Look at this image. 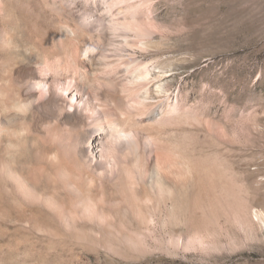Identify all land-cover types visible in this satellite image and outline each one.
<instances>
[{
	"label": "rangeland",
	"instance_id": "rangeland-1",
	"mask_svg": "<svg viewBox=\"0 0 264 264\" xmlns=\"http://www.w3.org/2000/svg\"><path fill=\"white\" fill-rule=\"evenodd\" d=\"M154 67L160 112L138 118L149 136L131 129L142 177L164 167L147 206L116 121L98 118L135 112L131 75ZM0 118V264H264V0H0ZM50 162L63 198L34 183ZM104 181L128 211L107 208ZM58 201L81 220L45 218Z\"/></svg>",
	"mask_w": 264,
	"mask_h": 264
},
{
	"label": "bare ground",
	"instance_id": "bare-ground-1",
	"mask_svg": "<svg viewBox=\"0 0 264 264\" xmlns=\"http://www.w3.org/2000/svg\"><path fill=\"white\" fill-rule=\"evenodd\" d=\"M66 31H69V30L67 29ZM154 69H155V67L154 68H151L150 70L149 69H146V71H144V72H141L140 70H137V72H135V73H133L131 75V80H130L131 84H135V83L136 84H139L141 82L140 83L141 85L139 84L136 88L134 87V89H132L131 91H129L128 94H127L128 95L127 97H128V99L130 101V102L128 101L129 104H131L133 106V108L134 107L137 108V110H135V112H129L128 111V112L125 113L124 116L119 115V114H106V115H102V117H99L100 119L98 118V120L100 122L105 123L106 126H109V124L112 125V123L114 121H116L117 126L114 124L115 127H116L114 129H116L117 132H118V134L121 136V139L124 141L125 146L127 148H129V151H130L131 157H132V163H133V165H134V167L136 169V172L138 174V177L140 179L141 186L144 187L143 202L147 206L153 201V198L150 196L149 191L147 190L146 187L148 185L152 187V186L156 185L157 183H158V185L159 184H163L165 177H164V175L162 173V170H161V167H162L161 165L162 164L161 163H160L161 165L159 163L151 164L152 162L150 163V167L148 168L149 171L146 172L147 173L146 174L147 177H145V178H147V179L145 180V178L142 177L143 176L142 169H141V165H142L141 164V151L142 150H141V144H140L141 142H140V138L139 137H143V136L139 132L140 134H138L139 137L137 138V136L135 134L136 132L131 131V129L132 128H135V127L139 128V125H140V128H142L141 127V124L139 123V120H138V118H140L139 116H142V117L146 118L145 120H153L154 118H156V116H158V114L160 112L159 109H161L160 107L162 105L159 102H157V103H151L149 101L151 99V97H152V95H151V87H150V84H151L150 82L151 81L149 82V76L151 75V71L154 70ZM15 92H16L15 91V87L11 85L9 87L8 95H6V104L9 105V106H11V107L17 108V109H22V108H24L26 106V103H23L18 98V96L16 95ZM139 108L140 109L141 108H144L145 111H142L141 112L142 109L141 110H138ZM131 111H133V110H131ZM173 111L175 112L176 109L173 108ZM173 111L171 113H173ZM10 121H11L10 123L15 122V119L14 120L11 119ZM13 126L14 125L10 124V127H13ZM145 126L146 125H144V128H142V129H144V132L143 131H141V132H143L144 134H147L148 133L147 135L149 136L150 135L149 133H150V131L152 132V129H148L149 127L147 128ZM2 129H3L2 128V125L0 124V131ZM145 130H146V132H145ZM101 134H105V133L103 131L102 132L100 131V135ZM98 136H99V134H96V139L99 138ZM52 149H54V147H50V148H48V150H46V151H48L49 155L52 152ZM53 151H55V150H53ZM107 152H104L103 153L104 155H102V157L105 156ZM45 153H47V152H45ZM54 153L56 155H58L61 152L58 153V152L55 151ZM61 160H62L61 162L64 164V166H63L64 167V171L67 170L66 171V175L69 178L74 177V169L72 168L71 164L68 162L69 160H67L65 158H63ZM56 163L50 162L49 168H48L47 172L42 173L43 175L40 174L41 176H43V178L42 179H36V180H34V183L40 189H42V190H48L49 192H53V193H57L59 196H61V198H63V194H65L66 196L69 194L68 193V191H69V184L68 183L69 182H67L65 180L64 181L63 180L60 181V179L58 177L59 175L57 174L58 170H57V167L55 166ZM99 164L100 165H103V161H100ZM97 167H99V166L97 165ZM163 168L164 167H162V169ZM6 173H7L6 175L8 176L9 179L14 180L16 178V175H15L14 171L12 170V167L11 166H8ZM144 174H145V172H144ZM90 178H91L92 181L95 182V176L94 175L90 176ZM142 178H143V180H142ZM108 182H106V181L103 182V188H104L105 193L107 195L102 199L107 204V208L110 209V210H113L115 212H120V211H124L125 212V211H128L129 210V207L131 206V204L130 203H127V202L125 204V203H123L119 199L121 196L119 197V188H118L117 183L114 182V184L111 185ZM23 187H24V184H23ZM31 188L33 189V187H31ZM20 189L21 188H19V190ZM22 196H24V195H22ZM21 200H22V198H19V199H17L14 202L13 199H11V198L8 197V199H7V207H8V209L11 210V209L18 208V210H19V207L16 204L22 206L23 200H22V202H21ZM51 204H53V203H51ZM48 206L50 207V204H48ZM51 209L55 213V216L52 217L51 215H47L46 214L47 217L45 216V218H48V219L53 220L52 222H60V223H65V224L68 225V224H71V223H77L78 220H81L78 217H76L75 215H72L71 219H69L67 217L68 216L67 214L69 212V207H66L60 201L57 202V205H56L55 208L52 207ZM21 215H22V217H23V219L25 221L26 220H29V221H34L35 220V218L33 216L28 217L27 215H24V216H23V214H21ZM120 216L121 215H119V218H121ZM129 218H130V220L132 222L136 221V222H138L140 224H143V223L147 222L146 220L140 219L138 217H129ZM96 219H98V220L96 221ZM96 219H85V220H91V221L102 222V223L112 221V219L109 216H107L105 213H100L99 216H98V218H96Z\"/></svg>",
	"mask_w": 264,
	"mask_h": 264
}]
</instances>
